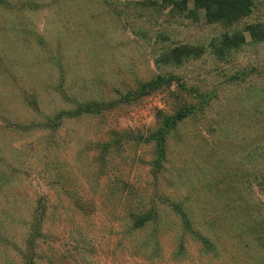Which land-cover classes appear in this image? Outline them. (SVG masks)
I'll return each instance as SVG.
<instances>
[{
	"label": "rangeland",
	"instance_id": "374dc122",
	"mask_svg": "<svg viewBox=\"0 0 264 264\" xmlns=\"http://www.w3.org/2000/svg\"><path fill=\"white\" fill-rule=\"evenodd\" d=\"M3 1L0 264H264V0Z\"/></svg>",
	"mask_w": 264,
	"mask_h": 264
},
{
	"label": "trees",
	"instance_id": "16d2710c",
	"mask_svg": "<svg viewBox=\"0 0 264 264\" xmlns=\"http://www.w3.org/2000/svg\"><path fill=\"white\" fill-rule=\"evenodd\" d=\"M189 1H192L193 8L192 13H196L198 10H202L205 21L207 23H213V22H221L226 25H230L233 23H236L240 21L242 18L248 16L254 7V1L253 0H163L167 5L170 4V10L171 12H177L180 13V11H190L188 9V3ZM0 3H4L3 0H0ZM260 24H249L245 27V29L248 31V33L253 37L257 38L260 35H264V27H260ZM238 40H243L244 36L242 33L236 34ZM227 37L225 38V40ZM229 40L225 41V43L233 42V39L231 37L228 38ZM232 43H229L228 45H231ZM167 55L165 59H171L174 61H180L181 57L184 55L185 57L190 55V49L188 47H174L169 50H166L162 52L160 55ZM163 82L167 81V78L163 77L162 75H159L156 77L155 80H149L147 82H144L141 86V91L144 93L146 92V89H152L155 87L156 82ZM94 111L93 103L91 102H85L82 104H79L77 108L73 112H67L71 115H77L81 114L83 112H91ZM187 113V110L180 109L176 112V115L172 118H167L161 128L155 132L156 135V142L159 146L158 153L163 155V142L164 137L167 132V128L171 127L176 119L182 118ZM150 213H153V210L151 209L148 211V213L145 215L144 218H148L150 216ZM185 222H189L185 220Z\"/></svg>",
	"mask_w": 264,
	"mask_h": 264
}]
</instances>
